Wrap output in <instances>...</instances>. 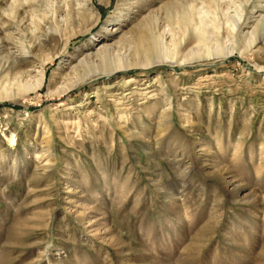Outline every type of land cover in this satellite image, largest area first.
<instances>
[{"label": "rangeland", "instance_id": "rangeland-1", "mask_svg": "<svg viewBox=\"0 0 264 264\" xmlns=\"http://www.w3.org/2000/svg\"><path fill=\"white\" fill-rule=\"evenodd\" d=\"M0 264H264V0H0Z\"/></svg>", "mask_w": 264, "mask_h": 264}]
</instances>
